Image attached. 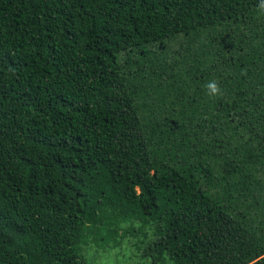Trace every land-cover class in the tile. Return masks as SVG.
Instances as JSON below:
<instances>
[{
    "label": "trees",
    "instance_id": "trees-1",
    "mask_svg": "<svg viewBox=\"0 0 264 264\" xmlns=\"http://www.w3.org/2000/svg\"><path fill=\"white\" fill-rule=\"evenodd\" d=\"M257 3L0 0V264H264Z\"/></svg>",
    "mask_w": 264,
    "mask_h": 264
},
{
    "label": "clouds",
    "instance_id": "clouds-1",
    "mask_svg": "<svg viewBox=\"0 0 264 264\" xmlns=\"http://www.w3.org/2000/svg\"><path fill=\"white\" fill-rule=\"evenodd\" d=\"M257 8L261 14H264V0H258ZM206 95L210 98H218L223 95L221 85L216 80H210L205 85Z\"/></svg>",
    "mask_w": 264,
    "mask_h": 264
},
{
    "label": "rangeland",
    "instance_id": "rangeland-1",
    "mask_svg": "<svg viewBox=\"0 0 264 264\" xmlns=\"http://www.w3.org/2000/svg\"><path fill=\"white\" fill-rule=\"evenodd\" d=\"M103 264H117L114 261L110 260V261H102ZM122 264H130L127 260L122 261Z\"/></svg>",
    "mask_w": 264,
    "mask_h": 264
}]
</instances>
